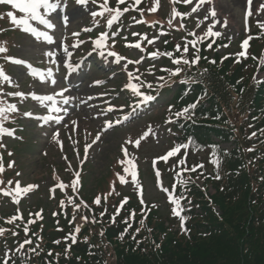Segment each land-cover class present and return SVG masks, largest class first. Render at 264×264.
Returning a JSON list of instances; mask_svg holds the SVG:
<instances>
[{
  "label": "rangeland",
  "instance_id": "374dc122",
  "mask_svg": "<svg viewBox=\"0 0 264 264\" xmlns=\"http://www.w3.org/2000/svg\"><path fill=\"white\" fill-rule=\"evenodd\" d=\"M127 1L134 2V0H127ZM196 1L197 0H193V3L191 5H187V11H190L191 7L195 6ZM160 2L162 5L160 4ZM215 2L217 3L216 7H218V11H219L216 12L217 13L216 19H218L220 23H215L213 27V31H217L225 34L227 37L233 40L234 43L239 42L240 47L243 48L242 47L243 41L251 37L250 32L254 27V25L250 27V24L255 22V24L260 27L258 21L264 23V12L257 16L256 10L254 9L253 6H251V11L253 14L248 16L247 19H245V13L249 6L244 3V0H241V2L239 3H236L235 0H215ZM153 6H154L153 0L145 1L143 3V10L147 12L149 15H153L156 12H160L159 11L160 7L163 6L164 8H169L172 7V4L168 0H160L159 7L157 8L156 12L148 11V9H150ZM212 7L213 6L211 3L210 4L206 3L202 7H200V9L197 12L191 14L195 22L199 21L200 26L198 28L199 32L197 34L201 35L200 37L203 38L207 37L204 34L207 31L208 26L210 24H213V18L211 16H209V19L207 20L203 19L205 14L208 11H210ZM71 10H73V7H71L69 12ZM78 12L86 13V8L72 11L73 14ZM66 15L68 16V13ZM69 20H71V24L73 25L72 28H74L76 21H74L73 18ZM59 25L61 27L69 28L70 22H67L66 25L64 22H60ZM262 30L264 31V28H262ZM12 39L14 40L15 43V46L13 47L15 55L29 58L33 61L38 60L39 56L42 57V59L43 57H46L45 55L42 56V53L44 54L46 51L49 50L55 54L53 57L56 56L57 58V56H60L61 54L57 53L56 51H60L62 45L69 43V41L65 40L63 42H59V44L53 43L48 45L45 43L43 45H40L33 42L32 37L29 38L25 35H20L16 33L14 36H12ZM253 39L255 38L251 37V40ZM71 45L72 44H69L68 46ZM188 45L189 44H187V46ZM237 47H238L237 44H235V48ZM257 47L258 46H256L255 49ZM70 50L73 53L76 51L75 48L73 49L71 47ZM131 52L133 54H138L136 49H132ZM173 65L176 66L175 64ZM12 72L15 74L10 76L11 80L20 82L22 84L25 83L24 80L27 74H23V71L21 70L18 71L17 74H16V70H13ZM86 72L89 78L96 76V74L97 76H99L97 69H94V65L89 71L86 68ZM257 77H262V76L260 74L257 75ZM89 78L82 79L84 80V84L82 87L78 88L79 91L81 89L83 90L82 92H79L77 94L78 97L81 98V102L82 100L86 99L88 94H90V91L92 93L96 91L95 89H91L88 87V82L90 81ZM115 82H117L116 79L113 80L112 82L109 81L108 83H111V85H113L116 84ZM30 85H31L30 82L27 83L25 86V90H28ZM117 85H119V83ZM45 90L46 91L50 90L51 92H55L57 90L56 84L55 85L52 84L51 87H47V89ZM70 92L71 90L68 91L66 95H68ZM158 105L159 106H157L151 112L149 117L144 118L137 125H135L128 131V132H132L134 135L132 141H135L138 135L142 134L143 131L146 132L149 129V127L151 128V130L155 128V126H157V124L160 123L162 118L168 114L167 113L168 111H165V113L157 115L159 112L164 111L162 110V107H160L161 102H158ZM90 116H91L90 111L88 113L87 118L83 114L81 115L74 114L73 116H71V118L67 120L66 122L67 125L65 126V129L59 132V136L56 138L50 135L53 125L45 129H40L36 127V129L32 131L33 132L32 137L37 139L36 141L37 146L30 145L33 143H30L29 145H25V146L22 145V147L25 148V151L20 152L18 156L17 164L20 170L17 171V173H20V175L19 176L15 175L16 179L17 181H20L21 187L27 186L29 184L34 186L40 185L41 187L40 188L41 190L39 192L37 193L30 192L29 194L26 195L28 197L27 201L29 205L32 204L35 205L36 200L45 196L44 189L47 190V187H49L50 184L53 182L54 175H55V179L56 177H59V179L61 178L60 183L62 182L70 186L73 174L75 173L77 169V165L81 159V157L79 158L77 157L74 151L76 148L82 147L83 144L82 143L80 144V140L86 139L88 135L92 133L91 127L87 124L89 123ZM72 121H76V126L72 125ZM92 123L94 125L96 124V122L94 121H92ZM26 126L31 127L32 125L28 124ZM125 130L121 131V133L119 134L120 137L115 139L114 142L108 140L106 144L102 146L98 152H96L94 158H91L90 162L93 164V168H92L93 172L88 174L84 183V188H87V190L88 189L89 190L88 191L83 190V193H79L83 199L85 197L88 200V204L84 200V202L82 203L80 202L78 204L79 206L82 204L81 206L84 207L87 204L88 207L93 208L96 205L94 203V200L97 196L101 198V202H103L104 199H107L111 189L114 186V181H115L114 172L118 169H122L126 165L120 163V161L125 160V157L118 156L120 153H123L122 147L126 146V148L129 149L136 157H138L139 155L140 163L143 169H148L149 156H153V155L157 156L156 154L162 152L167 147V145L159 146L160 143L156 144L150 139H148L147 141H150V143L145 145L143 148L141 145L138 151L134 144L126 143V145H124V141L128 137L127 134L128 132L125 133ZM70 136L73 137L70 138ZM59 137H60L59 141L62 142V146L61 143L56 142V139H59ZM254 141L255 139L252 138L250 142L252 143ZM119 144L121 145V147H119ZM127 152H128V158L132 159L135 163L133 154L130 153L128 150ZM152 180L153 179L151 178V176H149V180L145 181L146 196L148 200L156 199L155 197L156 195H154L153 191L151 190ZM136 188L137 187L135 184H128L124 186L122 191L123 193L134 192ZM26 205H24L23 207H25ZM242 205L244 206V209L247 210L246 209L247 204L245 205L244 201L242 202ZM43 206L46 209L48 208L45 205ZM0 210L2 213L11 212L13 210L12 203L10 205L9 204H4L3 206L0 205ZM160 212L164 213L165 209L161 207ZM75 216L77 217L76 213ZM79 218L81 217L78 216L74 221L76 225L77 224L79 225ZM162 219H166V218L163 217ZM17 249L18 247L16 248V253L23 251V250L17 251ZM22 253H24V251Z\"/></svg>",
  "mask_w": 264,
  "mask_h": 264
},
{
  "label": "snow or ice",
  "instance_id": "6c2138e0",
  "mask_svg": "<svg viewBox=\"0 0 264 264\" xmlns=\"http://www.w3.org/2000/svg\"><path fill=\"white\" fill-rule=\"evenodd\" d=\"M126 0H117V7L112 8L109 7V0H103V3H99L98 7H99V11H91L90 15L95 19L97 16H104L105 13H109L111 14V18L107 20V26L110 28L112 27V25L125 13L128 12L130 7H133L135 5H139L141 3V0H134V4L130 5V6H126L123 8V10H121V8L119 7V5L121 4H125ZM253 0H247V4H248V9L246 10L245 13V19H247L248 16L252 15V11H251V4H252ZM76 3L78 5H81L85 8H87V5L89 3V0H76ZM91 3L93 5H97L98 0H91ZM154 6L151 7L150 9H148V11L151 12H156L157 8L159 7V0H153ZM170 3L173 4H177V3H183L185 5H191L193 3V0H170ZM206 3H212V0H199V3L196 4L195 6L191 7L190 12L188 13H180L179 11H177V9L175 7L172 8L171 10V18L168 20L169 25H172V21L173 19H175L176 17L182 16V15H191L194 12H197L200 7ZM0 5H7L10 6L12 10H16L18 11L21 15L19 16V18L17 17V15L14 14V11H8L6 13V15L10 18V21L13 25L20 27L22 31L29 33L31 35L34 36V38L39 41V42H44L46 44H53L55 43L54 40V36L52 34H50V32L48 30H54L55 29V24L52 22V20L49 18L50 16H52V14L56 13L58 9H60L61 7L65 8L67 7L65 0H0ZM43 10V11H41ZM259 10H264V3H262L260 5V9ZM141 12V15L143 14V9L139 10ZM209 16H211L213 18V24H210L208 26L207 31L205 32V36L208 37H215V36H220L221 33L217 32V31H213V27L215 25V23H220V21L218 19H216L217 13L214 7L211 8L210 11H208L205 16L203 17L204 20L209 19ZM2 18V17H0ZM135 19V18H133ZM30 21H35L38 22V25L43 26L44 30H39L38 27H34ZM63 22L65 23V25L68 22V16L64 15L63 16ZM138 23L141 21H137ZM97 23H99L97 21ZM226 23V21H225ZM258 23L260 24V27L264 28V23H261L258 21ZM199 26V24L197 25ZM91 28H86V29H82V31H91ZM72 35L74 37H76V42L74 44H72L71 46H68L67 44L62 45V50H63V54L65 56V60L63 61L64 67L67 69V71L69 73L74 72L77 70V68L79 67L78 64H73L71 62V57L73 55V52L70 50L71 48H78L80 47V45H82L83 43H85V41L83 40H79V36L80 33L79 32H74L72 33ZM133 35H138L136 33H133ZM190 35H196L195 33H190ZM109 39V34L107 32H103L100 33V35L94 39L92 41L93 44V51H97L99 50V54L101 56L105 55V47H106V42ZM144 40H147V43L152 44L154 43L155 39H157V37H154L153 39H148L147 36L143 37ZM202 39L201 37H197V40ZM249 39H251V37H249L248 39H245L242 43V47L243 48H247L248 46V42ZM191 44L193 45V47L196 44V41H191ZM129 47H134L138 50L143 51V49L141 48V43L140 42H136L134 44H129ZM211 43L208 45L209 48H211ZM188 46L185 45L183 47V52H188ZM7 49L4 47H0V53L6 52ZM177 51H181L180 46L177 45ZM44 55L46 57L52 58L55 54L52 51H46L44 53ZM107 55L110 57H114L117 61V63H119L122 60H126L125 57L123 56H119L115 51H108ZM150 56H152L153 58L159 56V55H166L168 56L170 59H172V63L177 65V67L172 70V69H161V71H165L168 72L170 76H175L178 75L182 69L180 67H178V65H180L181 63L185 64V65H194L196 63L199 62L200 57L198 55H195L193 57L192 60H188L185 59L183 56L180 57H173V54L170 52H165V53H159L157 52H152L149 53ZM239 56H245V52L242 51L239 53ZM8 60H11L12 63L15 64H24L27 66V68L30 70V74L32 75H36L37 72H39V77L41 82H50L51 84L55 85L57 83L54 74L52 72L51 69H48L47 72H42L40 70L34 69L32 67L31 64H28L26 61L20 60V59H15L12 57H5ZM142 58H139L135 61L133 60H127V63L124 65V68L127 69V66L129 64H140L141 63ZM211 63H215V61H211ZM154 67V66H153ZM137 72L139 71V69L136 70ZM0 80H4V81H8V82H12L11 78L5 74L3 68H0ZM159 80L163 81L164 77L161 76L159 77ZM137 81V82H134ZM104 83L103 81L97 80L94 81V84H102ZM145 81L140 79L139 75H134L132 72H127V82L124 85V88L129 90L134 96L138 97V102L136 107H139L140 105H143L145 103H148L150 101H152L154 99V97L152 95H148L144 92L141 91V88L145 85ZM163 85H161L162 87ZM148 88H151L152 85L150 83L147 84ZM69 89L67 88H61L58 92H56L55 95H37L36 93H30L31 97L33 100L39 101L41 104H44L46 102H51V111L53 112H60L62 109L60 107H58V104H68L73 97L71 96H66L65 93L68 92ZM12 95L18 96L23 98L25 96V93L17 91L14 93H11ZM57 97H59L60 99L58 100ZM123 105L120 106L119 109L116 108V106L110 105L106 111L107 112H113L116 110H123ZM191 108H195L196 105L193 104L190 106ZM18 111L17 106L15 104H9L7 106H3L2 102H0V121H3L5 119H7V113L9 112H16ZM189 111L188 108H185L183 110L184 113H187ZM183 113L181 112H177L175 113V115L177 117L181 116ZM25 116H29L31 117L33 114L31 112H26L24 113ZM47 119H55L57 122H59L62 117L61 116H55V117H46ZM37 119H40V117H37ZM123 120H128L129 116L127 114H125L122 117ZM121 123V119H117L115 121L112 120H107L105 121V127L104 130L106 131L108 128L113 127L114 125L120 124ZM72 125L76 126V121H72ZM0 134H7L9 136L13 135V131L10 129H7L5 127L2 126V123H0ZM152 134V130L149 127V129L138 139H136L135 141H126V143H130V144H134L135 146H139V144L141 143L142 140L146 139V137ZM253 135H255V133H253ZM59 133L56 132L54 134V138L58 137ZM100 139V135L97 134L96 136V140ZM58 143H61L62 146V142L58 141ZM0 147H3L2 144H0ZM91 147V145H86L85 146V155H87V151L88 148ZM187 145H178L176 148H174L173 150L169 151L165 156L163 157H159L158 159H163L165 161H167L169 156H173L175 155L177 152L180 151L181 148H186ZM251 150V149H250ZM122 152L125 155V160L120 161L121 164H126L128 166L131 167L132 171H131V176L133 181H135L136 179V164L134 163V161L130 158H128V152H127V148L126 147H122ZM9 155L11 156L12 153H9ZM0 161H2V157H0ZM181 164L184 163L183 160L180 161ZM212 163L216 164L217 166H219V161L218 160H213ZM14 165V161L10 162L8 164V167L11 168ZM199 167H203V165H199ZM187 170V169H186ZM191 171H195V167H193L192 169H190ZM4 171V166L2 164V162H0V172ZM124 172L127 173L129 172V167H125L124 168ZM17 176L20 175V173L16 174ZM79 172L74 173L75 178L71 181V188L73 191H77V185L79 183ZM120 178L121 183H124V176L120 175L119 173L117 174ZM179 175V174H178ZM157 176H159V172H157ZM217 179H219L220 177L217 176ZM57 180H59V177H56ZM4 183L3 181H0V184ZM8 185H12L13 181L9 180L7 182ZM69 185H66L64 183H58L57 187H59L61 190H63L64 188L68 187ZM37 187L34 185H27L24 187H21V183L20 181H15V186L12 189H5V188H0V193H2L4 196L6 197H12V200L14 203H19V199L18 197L21 196V194H26L28 193L32 188ZM55 189H52V191H54ZM165 191H167V189H164ZM13 193H15V195H13ZM69 200L71 201V198H69ZM169 201L170 203H172L174 205L172 212L173 215L178 216L181 220V227H183V222L185 221L186 217H184L183 215H181V213L183 212V207L181 206V199L177 198L173 195H169ZM127 202V198H125V200L122 203H126ZM95 204H100L101 203V198L99 196H97L94 200ZM141 203L143 204L144 201L141 199ZM64 206L63 201H61V207ZM74 207L78 208L79 205H74ZM85 207H87V205H85ZM103 214V213H102ZM118 214V213H117ZM36 215H39V213H37ZM132 216H134V213L132 214ZM17 219H22L21 216L19 215H13L12 217L7 219V223L8 224H13ZM82 220L87 221V217H81ZM93 222H95V220H93ZM113 222H114V218H113ZM125 223H128V221L126 220ZM131 225L129 224V227ZM77 231H79V228L76 229ZM6 231V229H2L0 228V235H2L4 232ZM137 231H139V229H137ZM25 232H27V229H25ZM13 235H16V233H13ZM70 238L72 243L76 242V236L69 234V237H66V239ZM32 243V241L30 239H25L22 243L19 244L17 251L19 250H23L25 248V245H30ZM54 243L59 244L60 241H54ZM71 245L68 246V248H66V252L70 250ZM33 253L36 252L35 248L30 249ZM49 255H51V253H49ZM11 260V257L7 255V253L5 254V258L2 261V264H9V261Z\"/></svg>",
  "mask_w": 264,
  "mask_h": 264
},
{
  "label": "trees",
  "instance_id": "16d2710c",
  "mask_svg": "<svg viewBox=\"0 0 264 264\" xmlns=\"http://www.w3.org/2000/svg\"><path fill=\"white\" fill-rule=\"evenodd\" d=\"M200 80L208 86L213 103L219 102L221 104L223 102L227 106L238 104L237 106L240 108L247 104L248 89L245 88L246 91L244 92L241 91L240 87L234 89L231 87L235 80L234 75L211 68L210 73L200 74ZM234 95L238 100H234ZM243 192L244 189H241L237 191V194ZM247 197L248 193L246 192L240 202H235L228 197L223 200L225 203L221 204L223 218L231 223L226 237L213 238L208 244L200 242L193 245L188 242L184 246L170 238V235L163 245V253L160 256L162 263L158 264H264V255L261 258L256 257L252 263L242 258V250L249 248L254 252H260L264 248L262 244L254 241L255 234H258L259 238L264 237V212H259L254 208L241 209L243 201L245 205L248 204ZM203 227H207V225H203ZM199 231L207 232L208 230L201 229ZM129 247L130 249L127 251L125 249L118 250V253L124 254L119 264H152L134 253L132 245ZM84 264H89V262L85 260Z\"/></svg>",
  "mask_w": 264,
  "mask_h": 264
},
{
  "label": "bare ground",
  "instance_id": "6f19581e",
  "mask_svg": "<svg viewBox=\"0 0 264 264\" xmlns=\"http://www.w3.org/2000/svg\"><path fill=\"white\" fill-rule=\"evenodd\" d=\"M235 2H236V3H239V2H241V0H235ZM244 3H245L246 5H248V4H247V0H244ZM262 3H264V0H253V2H252V4H251V6H253L254 9L256 10V14H257V15H260L261 13L264 12V10H259V9H260V5H261ZM213 7L215 8L216 5L213 4Z\"/></svg>",
  "mask_w": 264,
  "mask_h": 264
}]
</instances>
